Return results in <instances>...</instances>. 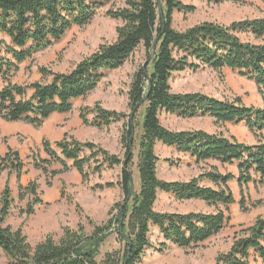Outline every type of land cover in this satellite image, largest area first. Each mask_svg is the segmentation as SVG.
I'll return each instance as SVG.
<instances>
[{
	"label": "trees",
	"instance_id": "obj_1",
	"mask_svg": "<svg viewBox=\"0 0 264 264\" xmlns=\"http://www.w3.org/2000/svg\"><path fill=\"white\" fill-rule=\"evenodd\" d=\"M117 1L122 4L105 12L109 18L121 21L113 41L100 43L67 72L39 68L42 80L25 85L10 81L20 63L62 39L72 27L87 25L101 8ZM194 9L185 0H0V78L4 82L0 88V118L6 122L39 128L52 114L69 112L73 100L92 91L105 72L120 67L139 46L147 56V61L134 72L127 92L134 113L126 116L98 105L80 109L82 122L98 128L127 118L123 159L92 142H80L64 135L53 145L43 139L41 146L48 157L33 160L34 168L49 176L73 168L84 182L91 174L99 175L104 168L123 164L118 184L123 200L115 204L117 215L101 224L85 217L91 231L79 222L76 227H63L57 239L47 234L32 245L20 227L5 224L14 203L7 180L0 194V250L6 256L3 264H139L150 246L149 234L154 227L162 236L156 250L163 252L169 245L181 248L197 245L218 233L228 218L220 208L214 212L157 211L154 206L158 193L170 194L178 200H201L227 210L235 203L228 182L236 180L240 187L241 208L245 207L243 187L250 182L263 183L264 106H247L238 98L224 100L201 92H172L169 79L174 72L188 68L193 71L201 67L229 68L252 81L264 95V18L229 24L203 21L184 30L173 28L175 12ZM240 34H249L258 42L243 40ZM142 106L141 120L137 121L135 116ZM161 112L180 118L210 116L217 124L243 123L257 138L256 143L246 144L202 129L171 130L161 124ZM135 124L141 130L135 155L138 188L131 192L134 156L130 136ZM157 143L175 148L197 163L214 159L222 164H234L237 175L213 169L186 181H165L157 176ZM67 160L72 161L71 165H67ZM53 162L60 169L49 171ZM24 167L17 150L8 148L0 156V173L15 174L17 200L26 201L23 212L29 215L42 200L37 180L26 185L20 183ZM203 180L211 182L212 187L203 185ZM113 185V182L98 183L92 188ZM112 232L119 246L104 252L98 260L99 248ZM213 264H264V218L257 217L241 229L230 248L218 253Z\"/></svg>",
	"mask_w": 264,
	"mask_h": 264
},
{
	"label": "rangeland",
	"instance_id": "obj_2",
	"mask_svg": "<svg viewBox=\"0 0 264 264\" xmlns=\"http://www.w3.org/2000/svg\"><path fill=\"white\" fill-rule=\"evenodd\" d=\"M185 3L195 6V9L193 12L174 13L173 28L176 30H184L203 21L229 24L232 21L247 18H264V0H239L237 2L185 0ZM121 4V1H117L114 5L104 6L87 25L72 27L62 39L35 53L31 59L20 63L18 69L9 77L10 81L25 85L42 80L39 68L53 72H67L80 59L94 52L100 43L113 41L116 37L115 29L121 24V21L109 18L105 12L107 9L116 8ZM240 37L243 40L249 39L258 42L249 34H240ZM262 40L264 41V36ZM146 61L145 51L142 46H139L120 67L105 72L92 91L84 97L73 100L72 109L69 112L50 116L39 128H33L30 125L32 130L36 132L42 128L48 129L42 138L47 139L53 145L54 140L50 139L52 138L51 130L53 128L61 130L64 125L70 126L62 138L67 135L80 142H92L110 154H116L120 159H123L126 151L123 134L127 118L113 122L107 127L98 128L82 122L80 109H91L98 105L109 110L123 112L126 116H129L130 112L134 113L129 106L127 92L134 72ZM169 84L172 92H201L224 100L238 98L242 104L247 106H264V95L258 91L256 85L229 68L213 70L209 67H201L197 71L188 68L174 72L169 79ZM2 85L4 82L0 78V88ZM143 109L144 106L138 108L135 116L137 121L141 120ZM91 116L89 113L88 118ZM159 119L163 126L171 130L202 129L209 133L233 137L246 144L257 139L243 123L217 124L210 116L198 115L192 118H180L174 114L161 112ZM140 131V126L135 124L130 136L131 153L134 156L131 192L138 188L135 155ZM5 138H9L10 142L19 143L21 147V158L25 164V173L20 178L21 184L26 185L31 180H37L39 185L38 191L42 203L34 205L33 213L27 215L23 212L26 201L17 200L15 174H9L7 171L0 173V182L5 184L8 180L11 196L14 199L5 224L12 228L20 227L30 244L34 245L47 234H52L57 239L61 235L63 227H76L79 222L84 225L87 231H91L92 226L85 217L95 224H101L117 215L118 206L115 204L123 200V193L118 185L123 164L104 168L99 175L91 174L86 182L73 168L49 176L33 166L34 159H41L37 144L40 141L39 136L33 133L14 132ZM5 138L4 143L6 142ZM155 148L158 156L157 176L165 181H186L204 171L213 169L222 174L237 175V168L234 164H222L214 159L197 163L188 155L177 152L175 148L160 143H157ZM87 153L88 151H86ZM46 157L48 156L46 155ZM90 166L92 165L90 164ZM58 169H60V165L56 162L51 163L48 167L49 171ZM106 182H113L114 185L101 189L92 188L95 184ZM202 184L212 187V183L206 180H203ZM228 187L235 198V203L230 205L227 210L221 205L214 207L201 200H178L164 192L158 193L156 207L165 210L164 212H214L220 208L224 210L228 218L218 233L197 245L189 248L169 245L163 252L156 250L159 240L158 232L155 228L151 229L150 246L145 250L139 264H213L218 253L226 252L230 248L234 237L241 229L251 225L257 217L264 218V181L262 184L250 182L243 187L244 208L240 207L241 190L236 180L228 182ZM112 206L113 210H111ZM118 246L116 234L112 232L101 244L98 260L104 252L116 249ZM5 261L6 256L0 250V264Z\"/></svg>",
	"mask_w": 264,
	"mask_h": 264
},
{
	"label": "crops",
	"instance_id": "obj_3",
	"mask_svg": "<svg viewBox=\"0 0 264 264\" xmlns=\"http://www.w3.org/2000/svg\"><path fill=\"white\" fill-rule=\"evenodd\" d=\"M56 114H58V113H54L52 115H56ZM69 128H70V126H65V125L63 126V128L61 130H57V129L53 128L51 130V132H50L52 134V138H50V139H53L54 142L60 140L62 138L64 132L67 129H69ZM46 131H48V129L42 128V129H39L38 131L34 132L32 130V128H31V126L28 125V124H25V123H22V122H5V121L0 119V156L3 155L6 152L7 148L9 147L11 149L17 150L19 155H20V157H21V153H20V148L21 147L19 146V143H15L14 141L10 142V139L9 138H5V137H9L10 134L14 133V132H26L28 134H32L33 133L34 135L39 136V138H40L39 140L40 141L37 144H38V148L40 149V153H41L40 157L41 158H47L46 154L43 151L42 146H41V143H42V140H43L42 136H43V134L46 133ZM4 138L6 139L5 143L3 142ZM255 143H256V141H254V142H252L250 144H255ZM66 163H67V165H71L72 161L71 160H67ZM3 185H4V183L0 182V194H1V191H2V188H3ZM160 193H162V192H160ZM165 194H167V193H165ZM167 195H170V194H167ZM154 207H155V209L157 211H161V212L165 211V210L158 209L156 207V203H155ZM155 229L158 232V237H159L158 244H159L162 241V236L160 235L158 228H155Z\"/></svg>",
	"mask_w": 264,
	"mask_h": 264
},
{
	"label": "water",
	"instance_id": "obj_4",
	"mask_svg": "<svg viewBox=\"0 0 264 264\" xmlns=\"http://www.w3.org/2000/svg\"><path fill=\"white\" fill-rule=\"evenodd\" d=\"M157 41H158V37L154 40V42H153V45H152V52H154L155 51V47H156V43H157Z\"/></svg>",
	"mask_w": 264,
	"mask_h": 264
}]
</instances>
